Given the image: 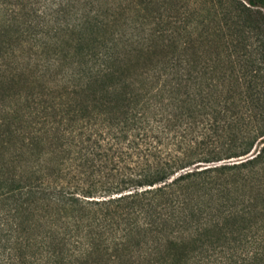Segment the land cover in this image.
Segmentation results:
<instances>
[{
    "label": "trees",
    "instance_id": "16d2710c",
    "mask_svg": "<svg viewBox=\"0 0 264 264\" xmlns=\"http://www.w3.org/2000/svg\"><path fill=\"white\" fill-rule=\"evenodd\" d=\"M261 10L2 0L0 264H264Z\"/></svg>",
    "mask_w": 264,
    "mask_h": 264
},
{
    "label": "rangeland",
    "instance_id": "374dc122",
    "mask_svg": "<svg viewBox=\"0 0 264 264\" xmlns=\"http://www.w3.org/2000/svg\"><path fill=\"white\" fill-rule=\"evenodd\" d=\"M242 2H244V3H246V1H248V0H241ZM2 3V0H0V4ZM3 6V5H2ZM261 12L264 14V10H261ZM217 24V20L215 19V18H213V19H211V21H210V26L212 27V26H215ZM199 31H200V28H198L197 29V31H196V35L199 33ZM197 44L199 45L200 44V40L199 41H197ZM197 56H198V62L199 63H201V60H203L202 59V53H201V49H198V51H197ZM208 58L210 59V63H211V68L214 70V71H216V72H214V75L217 77L218 76V74H221L222 73V70L220 69V67H218V68H216V70H215V62H216V51L213 49V48H211L210 49V51H209V54H208ZM200 58V59H199ZM200 60V61H199ZM214 67V68H213ZM139 70V69H138ZM212 70V71H213ZM139 72V71H138ZM138 72L136 71V74H138ZM135 74V73H134ZM138 81V80H137ZM138 84V83H137Z\"/></svg>",
    "mask_w": 264,
    "mask_h": 264
},
{
    "label": "water",
    "instance_id": "95a60500",
    "mask_svg": "<svg viewBox=\"0 0 264 264\" xmlns=\"http://www.w3.org/2000/svg\"><path fill=\"white\" fill-rule=\"evenodd\" d=\"M247 157H250V155H248ZM244 158H240L238 161H240V160H243Z\"/></svg>",
    "mask_w": 264,
    "mask_h": 264
}]
</instances>
